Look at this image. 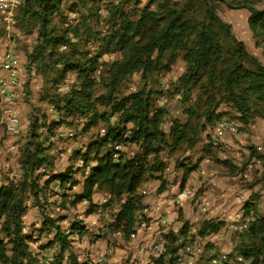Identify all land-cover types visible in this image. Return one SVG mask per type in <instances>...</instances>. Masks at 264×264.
<instances>
[{
    "label": "trees",
    "instance_id": "1",
    "mask_svg": "<svg viewBox=\"0 0 264 264\" xmlns=\"http://www.w3.org/2000/svg\"><path fill=\"white\" fill-rule=\"evenodd\" d=\"M64 1L24 0L19 8L18 23L21 28H38L39 44L30 55L31 61L38 63L37 68L41 71L38 72H44V65L51 72H56V64L63 63L59 79L64 78L68 71H76L78 78L77 84L67 92L58 93L50 99L58 112V118L47 125L44 139L36 133L37 127H33L32 140L24 148L20 162L22 178L16 183L0 185V231L6 238H0V264H34L29 246L31 236L24 233L25 196L26 192L34 196L39 194V180L47 175V171L36 172L51 164L45 141L62 126L75 131L81 127L80 133L88 132L96 124L99 131L104 129V133L100 131V137L92 140L84 152H78L83 165L76 171L84 172L91 161H95L96 165L90 168L83 182V191L75 196L71 204L75 206L88 201L89 212H92L96 209L92 196L97 190H103L110 196L108 204L115 202L119 205L110 225L122 230L126 238L134 230L135 211L141 199L138 189L147 179L149 171L146 157L151 152L160 153L167 145V138L161 127L166 109L156 106L155 101L160 98L154 97L157 92L147 91L144 86L120 99L114 96L119 84L133 74H141L146 79L154 74L169 73L179 55H182L186 69L179 78L180 86L186 94L190 93L191 88H198L200 95L203 93L207 99H211V109L204 111L208 122L220 117L216 110L222 103L234 108L243 124H248L256 112L264 115V65L248 52L245 43L232 33L231 25L217 14L213 0H200L203 4L202 14L194 11V0L182 5L175 0H151V3L138 9L139 15L135 20L129 19L122 9L123 3L131 0H124L120 5L110 8L112 18H120L119 23L113 21L107 26L112 31L115 29L114 32L106 31L108 37L103 41L101 50L88 61L82 62L68 58L60 50L59 46L66 44L73 49L74 54L82 53L76 50L77 45L71 41L66 30L53 34L54 30L48 29L50 17L63 14ZM260 1L241 0L240 4L250 10L248 25L257 45L264 44V9L253 8ZM84 3L87 5V0ZM152 3L154 8L151 7ZM70 6L71 9H77L78 5L72 3ZM71 30L77 31L75 26ZM96 34L93 33L94 36ZM85 44H89L88 41ZM86 47L82 49L85 54L89 51ZM112 50L119 52L121 57L112 62L108 73L103 76L99 57ZM99 83L107 88L97 95L95 87ZM99 106H104L105 110L100 111ZM115 115H118L117 122L111 125L109 118ZM170 129L174 147L183 142L195 145L198 128L174 120ZM190 132L192 135L189 136ZM77 135L78 132L74 137ZM129 143L140 144L145 150L143 156L123 160L119 155L118 160H115L113 148ZM261 148L263 152L259 158L264 165V141ZM76 171L68 170L49 176L43 187H48L55 179H59L62 185H74L77 183L74 176ZM48 223L53 224L51 220L43 222L44 231L48 230ZM58 223L59 219L54 227V237L60 250L52 264H85L71 251L72 234L85 230L82 221L73 222L69 233L61 230ZM212 227V223L206 225L207 229ZM246 230L248 242L237 247L240 256L248 264H264V217L256 216L248 223ZM165 238L166 253L156 263L165 264V256L170 252L168 261L174 264L181 242L171 235L169 238L165 235ZM65 257L67 260L64 263Z\"/></svg>",
    "mask_w": 264,
    "mask_h": 264
},
{
    "label": "rangeland",
    "instance_id": "2",
    "mask_svg": "<svg viewBox=\"0 0 264 264\" xmlns=\"http://www.w3.org/2000/svg\"><path fill=\"white\" fill-rule=\"evenodd\" d=\"M12 1L15 2L13 29L8 30L6 28L5 17L0 12V56L7 45L15 43L23 67V72L19 77V80L22 81L19 99L21 97L23 109L22 114L19 115L21 131L18 134L8 133L5 124L0 122V162L4 159L2 165H5V167L0 168V185L16 183L22 178L23 171L20 162L24 148L32 140L33 127H37L36 133L41 134L44 139L47 135L45 133L47 125L58 118V112L50 99L58 93L67 92L71 86L77 84L78 78L76 71H68L64 78L59 79V70L64 67L63 63L56 64V72H51V69H47V65H44L43 69L45 70H43V74L40 73L41 71L37 68L38 63L36 64L30 59L35 46L39 44L38 28H21L20 23H18V15L24 0ZM175 1L182 5L188 0ZM87 2L86 5L84 0H65L62 4L63 14L51 16L48 28L54 30L52 31L53 34L63 33L66 30L71 41L77 45L76 50L82 53L74 54L73 49L68 48L66 44L60 45L59 48L66 53L68 58L81 62L88 61L89 58L99 52L103 46V41L108 37L107 34L114 32L115 29L112 31V28L107 29V26L111 25L113 21L119 23L120 18L119 16L112 18L110 8H114V5L117 4L120 5L124 0H87ZM72 3L78 5L77 9H71ZM149 3L151 0H131L123 3L122 9L127 13L129 19L135 20L139 15L138 9ZM212 3L217 14L231 25L232 33L235 36L246 32L245 18L241 16V9L244 8L240 6L241 0H213ZM79 5L83 7H79ZM202 5L200 0H194V11L202 14ZM151 7L154 8V3ZM253 8L263 10L264 0L256 3ZM248 11L250 12V10ZM74 26L76 32L71 30ZM90 32L92 33L91 36L89 35ZM93 33L97 34L94 36ZM85 41L94 46L89 48V44L86 45ZM100 42L101 45H99ZM84 47L89 50L86 54L82 51ZM120 57L121 54L113 50L103 53L99 57V66L101 65L100 70L103 71V76L108 73L112 62ZM185 69L186 63L182 55H179L169 73L154 74L146 79L141 74L135 73L122 81L113 93L117 99H120L145 86L147 91L157 92L154 95L155 98L160 97L155 101L156 106L166 109L161 127L166 133L167 145L160 153L151 152L146 157V166L149 171L147 179L138 189L141 199L135 211V226L139 225L142 218H149L144 213V209L148 207L147 196L161 194L167 189L174 190L169 194H173L175 197L181 190L188 189L190 197L186 202L189 203L190 207H194V210L200 208L202 203H207L206 199L208 198H222L223 202L229 201L227 205H223V209L219 210V207L215 215L214 209L209 208L207 203L208 210L201 211V213L214 214V216L209 219H199L193 224L189 220H185L182 210L184 202L176 204L179 207V214L174 222H180L177 229H167L163 225L159 226V229L165 230L166 233L162 234L168 238L171 235L174 239H178V242L179 238L184 239L183 242L179 243L181 246L178 247L174 264H248L240 256L237 249L242 243L248 242V230H236L233 227L244 222L250 223L256 216L264 217V165L259 158L263 152L261 147L264 139L260 138L264 136V115L256 112L248 124H243L239 120V113L231 106L222 103L216 110L220 117L216 121L213 120L214 123L213 121L208 122L204 111L211 109V99H207L203 93L200 95V90L195 87L191 88L189 94H186L179 83V78ZM33 72L40 73V76L38 74L34 76L42 79V86L40 85L41 87L35 89L30 87ZM106 88L107 86L99 83L95 87V92L99 95L105 92ZM99 108L100 111L105 110L104 106H99ZM117 116L109 118L111 125L113 122H117ZM2 118L4 119V114ZM221 119L235 122V131H228L221 137L216 136V124ZM174 120L187 122L195 129L198 128L195 145L190 146L183 142L174 147L172 135H170V128ZM128 126L130 127L131 124ZM80 129L81 127L77 130L78 135L76 137L78 138L62 137L56 141V149L66 152L67 159L61 161L58 155L54 154L56 164L53 165L52 163L53 169L49 170L50 175L54 174L55 171L65 173L68 169H76V161L81 158L78 152H84L92 140L100 137L97 124L86 133H80ZM190 135L192 132L189 133ZM229 135L239 144L234 150L229 149V143H227ZM239 136L241 141L237 139ZM73 142H78L80 146L76 149L71 147L69 150V144ZM113 150L119 152L123 160L143 156L145 152L138 143L121 145V148L115 146ZM189 168L191 171L187 172ZM186 172L188 176L184 181ZM81 174L82 172H77L75 175L77 180L80 179ZM44 178L39 180L40 187L37 189L40 190L39 194L34 196L30 192H26L24 202L26 206L23 216L24 233L31 236L29 246L34 264H52L55 256L59 253L60 246L54 237L56 234L54 227L58 219L55 218L56 215L64 212L70 218L66 221L68 225L74 219L79 218V220L84 221L89 212V206L86 202H81L75 206L71 204L78 193V186L73 189V192L67 185L58 187L54 184L51 187L50 185L54 182L44 188ZM55 187L57 188L56 194L61 197L64 192V195L61 199L57 198L56 201H52L51 198L54 195L52 193L55 192ZM143 189H149V195L144 194ZM97 193L103 195L106 192L97 190ZM64 197L67 198L64 199ZM103 207L108 209L107 216L93 214L97 220L98 230L102 232L108 228L113 233L116 229L110 224L114 221V215L119 205L114 202L103 205ZM49 220L53 224L48 223V230L44 231L43 222ZM209 223H212L214 227L207 229L206 225ZM36 224L38 225L36 226ZM58 224L61 227V224ZM193 226L195 228H192ZM66 228L61 227V230H66ZM105 232L92 236H96L95 240L103 239L106 235ZM0 238L6 240L5 234L1 231ZM186 246H190V249L187 250ZM71 251L78 256V259L81 257L86 263L90 262L87 255L81 256L82 254L77 251L73 244ZM163 253L149 252L143 264H157V259ZM169 253L165 256V260H167L165 264H169L168 260L171 258ZM132 255L133 253L126 258L128 259L127 262L133 258ZM66 260L65 257L64 263Z\"/></svg>",
    "mask_w": 264,
    "mask_h": 264
},
{
    "label": "crops",
    "instance_id": "3",
    "mask_svg": "<svg viewBox=\"0 0 264 264\" xmlns=\"http://www.w3.org/2000/svg\"><path fill=\"white\" fill-rule=\"evenodd\" d=\"M241 16H244L245 18V26L247 27L246 32H243L242 35L238 34L236 35L237 38L239 40H242L245 43V46L248 50V52L250 54H252L253 56L257 57L258 60L264 65V44L261 45H257L256 44V40L253 36L252 31L249 28L248 25V18L250 16V12L248 11V9L243 8L241 9ZM7 47V46H6ZM6 47L3 49V51L1 52V56H0V64H1V60H2V56L5 52ZM21 58H20V63L21 62ZM23 67H21L20 72H19V77L21 76V73L23 72L22 69ZM38 73L33 72V77H32V82L30 83V87L33 89H35L36 87H41L42 85V79H40L39 77H36L34 75H36ZM5 76V72L3 71V69L0 67V79ZM38 76H40V73L38 74ZM41 85V86H40ZM22 87V81L20 80V85L18 87V97L16 99V103H15V109H16V113L18 114V116L20 114H22V109H23V102L21 101V97L19 99V90ZM0 122H3V114H4V106L3 104L0 103ZM20 117V116H19ZM56 117V115H55ZM262 128V127H261ZM74 131V135L73 136H69V131ZM262 131V130H261ZM77 134V131L73 130L72 128H67V127H60L57 131V133L54 136H50V138L48 140L45 141V145L48 146V154H49V161L51 162V164L47 167H42L44 168V171H41L42 168H40L37 172H46L47 171V175L43 176L42 178H44L45 180H43V182L45 183L46 180L49 178V176H56L58 174H62L60 172L55 171L54 174L49 173L50 169L52 168V163L53 165L56 164V162H54L55 156L54 154L58 155V157L60 158L61 161H65L67 159V154L66 152H63L61 149H56V141L58 140V138H62V137H66L69 139H76L78 137H74ZM263 135V134H262ZM238 140L241 141V137L239 136L237 138ZM260 139H264V136H262V138ZM227 143H229V149L234 150L237 146H239V144L236 142V140H233V138L229 135V139H227ZM69 150H71V147L73 148H78L80 145L78 144V142H73L71 144H69ZM1 150V149H0ZM68 152V151H67ZM57 157V159H58ZM4 160V159H3ZM2 160V161H3ZM0 162V168L5 167V165H2L3 162ZM5 164V163H4ZM76 169H74L75 171L77 170V168H79L80 166L83 165V161L81 158H79L76 161ZM96 165L95 161H91L89 163V165L84 169V172H82L81 170L79 172H82L81 177L79 180H77V183L72 185L71 183H66L64 185L61 184V181L59 179H55L54 183H52L50 186L52 187L54 184L58 187L65 186L67 185L68 187H70L72 189H76V187L78 186V193H81L83 191V182L87 176V174L90 171V168H92L93 166ZM18 166V165H17ZM51 167V168H50ZM56 169V168H55ZM70 170V169H68ZM67 170V171H68ZM73 170V169H72ZM78 171L75 172L74 176L77 174ZM78 184V185H77ZM56 190L57 188H54V191L52 194V201H56V199H61V197H63L64 192L62 194V196L60 197L59 194H56ZM53 191V190H52ZM147 191V195H149L150 191L149 189H146ZM171 191H174L172 189H167L166 191H163L161 194H157V195H150L147 196L146 199V203L148 204V208L149 212H150V216H148L149 218L146 219V225L142 226L141 228L138 229V232L136 234V238L131 239L130 237L126 238V237H115L112 235V232L107 228L104 229V231H106V235L105 238H101V239H96V236H92V235H97V234H104V231L99 232L98 230V224H97V220L95 218L96 214L99 216H107L108 214V209H104L103 205L108 203V200L110 198L109 194L105 193L103 195H98L97 191L93 194L92 196V202L94 204H96V209L92 212H88V214L85 217V220H80L82 221V224L85 226V230L82 233H73L71 238L73 240V245L76 246V249L79 253H81L83 256L84 254L87 255V257L89 258L90 262L86 263V261L82 260L81 257H79V260L81 262H84L85 264H95V260L96 258L103 254L107 249L112 248L113 249V254L109 257V264H143L144 261L146 260V258L148 257V253L149 252H155L152 251V245L163 235L162 233L165 232V230H161L159 229V226L156 225V223L154 222V218H156L157 216H159V213H163V215L165 216L167 223L166 225L162 224L163 226H166L167 229H177L178 225H179V221H175L177 215L179 214V207L176 206V204L174 203V197L175 195L173 194H169ZM98 195V197H97ZM219 196V195H218ZM97 197V198H96ZM67 197H64V199H66ZM188 199L184 200L182 203V210L184 213V217L185 220H189L192 224L196 223L199 219H205V218H210L213 217L214 214L216 215V211L219 208V210L223 209V205H227V203L229 201H225L223 202L222 198H215L212 199L208 198L206 199L209 208H213L214 209V214H204L202 212L201 214V210L200 208H197L196 210H194V207H190L189 203L186 202ZM86 202L89 206V202L88 201H83ZM186 202V203H185ZM207 203H202L201 205H206L207 210H208V206ZM156 205H161V211H156L155 210V206ZM63 208V207H62ZM64 211V210H63ZM55 218L59 219V223L61 224V227H67L66 228V232L69 233L71 230V224L75 221H78L79 218L77 220H73L71 221V223H68L67 225V220L70 219L66 214H64V212H60L58 215L55 216ZM151 218V219H150ZM150 219V220H149ZM66 222V223H64ZM64 223V225H63ZM97 224V225H96ZM38 224H36L37 226ZM192 228H195V226H193ZM166 233V232H165ZM133 253L132 255V259L130 260V262H127L129 255ZM146 263H148V261H146Z\"/></svg>",
    "mask_w": 264,
    "mask_h": 264
},
{
    "label": "built area",
    "instance_id": "4",
    "mask_svg": "<svg viewBox=\"0 0 264 264\" xmlns=\"http://www.w3.org/2000/svg\"><path fill=\"white\" fill-rule=\"evenodd\" d=\"M14 10L15 2L12 0H0V12L5 17L6 28L8 30L13 29L14 25ZM0 67L5 72V76L0 79V103L4 106V119L3 123L5 124L6 130L10 134H18L21 131V120L18 114L16 113L15 103L18 97V87L20 85L19 72L22 67L20 63V56L16 51V45L10 44L7 45L5 52L2 56ZM236 123L228 122L225 119H221L216 124V136L221 137L228 131H235ZM101 133H104V129L100 130ZM73 131H69V136H73ZM117 148H121V145H116ZM114 159L118 160L119 152H114ZM44 171V168L41 169ZM144 194L147 193L146 189H143ZM190 197V191L188 189L181 190L174 199L175 204H181L184 200ZM201 211H206V205H200ZM156 211H161V205L155 206ZM144 213L147 216H150L148 208L144 209ZM154 222L158 226L162 224L166 225L167 220L163 213L159 214L154 218ZM249 222H244L240 225H235L233 228L236 230H245L248 227ZM146 225V218H142L139 221V225L134 227V230L130 233L129 237L131 239L136 238L138 229ZM115 237H123L124 232L120 229H116L112 233ZM184 239L179 238V242H183ZM167 244V239L162 235L153 245V251L157 254H161L165 250V245ZM187 250L190 249V246L185 247ZM113 254V249H107L103 254L99 255L95 264H109V257Z\"/></svg>",
    "mask_w": 264,
    "mask_h": 264
},
{
    "label": "bare ground",
    "instance_id": "5",
    "mask_svg": "<svg viewBox=\"0 0 264 264\" xmlns=\"http://www.w3.org/2000/svg\"><path fill=\"white\" fill-rule=\"evenodd\" d=\"M160 214V213H159ZM202 214V213H201ZM209 219V218H208Z\"/></svg>",
    "mask_w": 264,
    "mask_h": 264
}]
</instances>
